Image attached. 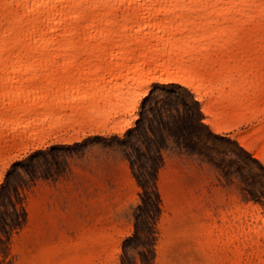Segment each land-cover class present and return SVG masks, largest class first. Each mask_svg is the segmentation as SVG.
Instances as JSON below:
<instances>
[{"label":"rangeland","instance_id":"374dc122","mask_svg":"<svg viewBox=\"0 0 264 264\" xmlns=\"http://www.w3.org/2000/svg\"><path fill=\"white\" fill-rule=\"evenodd\" d=\"M188 3H178L176 15L167 21L168 26L179 28L176 39L200 40L217 30L225 32L221 37L211 35L205 41L202 62H190L213 70L206 74L210 82L197 83L201 107L207 105L210 111L202 112L201 116L215 122L221 131L215 133L209 125L204 127L212 136L227 138L226 134H230L264 151V82H225L228 77L239 80V73L252 78L257 62H264V53L260 55L253 43L243 40L242 31L246 27L240 28L239 16L225 11L227 7L193 10L184 7ZM119 12L117 9V17ZM85 22L83 19L80 24ZM69 40L83 71L105 67L102 56L86 52L100 42L80 48L75 43L76 37ZM261 70L264 71V66ZM143 88L139 82H0V157L22 153L25 142H41V146L47 136L68 123H76L78 118H85L95 127L112 121L113 129L132 115L133 108L124 111V106ZM155 95L163 93L157 91ZM20 124L26 127H17ZM33 137L39 138L33 142ZM106 138L90 139L99 145ZM191 139L195 141V135ZM79 145L54 146L52 154L67 156L65 148L72 149V156L87 152L88 146ZM165 159L168 166L158 174L155 192L148 179L147 223L151 233L142 236L153 241L151 250L145 246L149 264H174L177 259L184 264L186 256L190 260L198 258L203 264H234V251L225 245L226 238L222 236L224 227L244 216L250 205L237 198L231 203L214 200L213 194L221 189L217 186L210 193L209 182L198 167L195 154L192 159L185 157V163ZM134 183L118 166L110 165L106 174H85L75 188L71 183L62 186L59 192L48 186L34 188V194H28L24 202L27 222L20 228L18 240L21 259L26 264H107L124 233L132 227L128 201L133 198L129 192Z\"/></svg>","mask_w":264,"mask_h":264},{"label":"snow or ice","instance_id":"6c2138e0","mask_svg":"<svg viewBox=\"0 0 264 264\" xmlns=\"http://www.w3.org/2000/svg\"><path fill=\"white\" fill-rule=\"evenodd\" d=\"M206 6L258 10L264 20V0H229L224 4L219 0L211 4L196 0L195 4L184 5L193 10ZM157 91L163 95H155ZM201 104V97L185 80L157 81L141 89L128 117L129 123L123 128L112 129L99 145L85 137L79 146H88L87 152L72 156V149L65 148L67 156L53 155V146L0 157V264H26L21 259L18 240L20 228L27 222L24 202L28 194H34V188L48 186L59 192L69 183L75 188L85 174H106L110 165L118 166L135 183L129 192L133 198L128 201L132 227L124 233L107 264H149L145 246L151 250L153 241L142 236V233H151L147 223L150 218L148 179L155 192L158 174L168 166L165 158L185 163V157L192 159L195 154L197 165L209 182L210 193L217 186L221 189L213 194L214 200L231 203L237 198L250 205V211L259 209L264 216V151L230 134H226L227 138L212 136L204 127L209 122L202 119ZM193 135L195 141L191 139ZM259 237L257 243L256 235L240 233L229 241L231 249L240 256L235 264H264V229ZM174 264L181 262L177 259ZM184 264L203 262L186 256Z\"/></svg>","mask_w":264,"mask_h":264},{"label":"bare ground","instance_id":"6f19581e","mask_svg":"<svg viewBox=\"0 0 264 264\" xmlns=\"http://www.w3.org/2000/svg\"><path fill=\"white\" fill-rule=\"evenodd\" d=\"M186 2L196 3V0H0V82H139L145 87L157 81L185 80L202 100L197 83L210 82L206 74L213 70L190 62H202L205 41L211 35L221 37L225 32L217 30L200 40L176 39L179 28L168 26L167 21L176 15L177 4ZM214 2L206 0L207 4ZM219 2L224 4L229 0ZM100 7L107 9L104 11ZM225 9L239 16L240 28L246 27V31H242L243 40L253 43L255 51L262 55L264 20L259 11ZM83 19L86 22L80 24ZM71 37H76L75 43L80 48L90 42H100L86 52L102 56L105 67L83 71L76 54L72 53ZM263 66L262 60L257 62L260 70L255 68L252 78L239 73V80L228 77L225 82H264ZM140 93H136L131 103L127 102L124 111L134 108ZM202 110L206 114L208 106H203ZM208 122L215 133L221 131L215 122ZM127 123L129 120H124L113 129L123 128ZM40 143L25 142L21 151L26 153ZM224 228L222 236L226 238L227 247L240 233L256 235L259 243L264 216L258 209H246L244 216ZM233 257L235 264L240 256L234 252Z\"/></svg>","mask_w":264,"mask_h":264},{"label":"crops","instance_id":"0c3cea01","mask_svg":"<svg viewBox=\"0 0 264 264\" xmlns=\"http://www.w3.org/2000/svg\"><path fill=\"white\" fill-rule=\"evenodd\" d=\"M205 118V116H203ZM112 121H109L103 127H95L85 118H78L76 123H68L59 131H55L44 139V144L37 148H46L51 146H69L81 143L85 137H107L111 132ZM37 148L31 149L36 150Z\"/></svg>","mask_w":264,"mask_h":264}]
</instances>
